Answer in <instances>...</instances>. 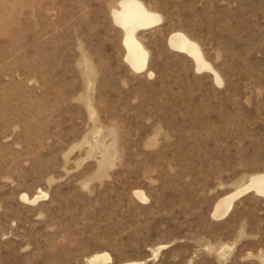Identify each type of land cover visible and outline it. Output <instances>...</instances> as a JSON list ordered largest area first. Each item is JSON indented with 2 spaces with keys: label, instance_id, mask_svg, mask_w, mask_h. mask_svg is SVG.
<instances>
[{
  "label": "rangeland",
  "instance_id": "1",
  "mask_svg": "<svg viewBox=\"0 0 264 264\" xmlns=\"http://www.w3.org/2000/svg\"><path fill=\"white\" fill-rule=\"evenodd\" d=\"M117 1L0 0V264H264L263 196L212 217L264 171V0H143L163 16L139 34L144 72Z\"/></svg>",
  "mask_w": 264,
  "mask_h": 264
},
{
  "label": "bare ground",
  "instance_id": "2",
  "mask_svg": "<svg viewBox=\"0 0 264 264\" xmlns=\"http://www.w3.org/2000/svg\"><path fill=\"white\" fill-rule=\"evenodd\" d=\"M112 16L115 24L123 31L122 42L125 48L126 62L136 72L149 70L150 50L139 34L142 30H148L161 24L163 21L162 14L150 8L143 0H118L117 4L112 7ZM168 42L175 51L191 57L199 72H211L219 85L223 83L220 73L212 62L208 60L200 43L186 32L177 30L170 33ZM153 74L152 71H149L150 76H153ZM253 188L257 190L254 192L255 194L264 197V171L249 175L246 180L237 184L234 190L222 196L214 205L212 217L215 219L227 217L232 211L235 201ZM134 193L139 199L148 200L144 190L137 189ZM48 195L47 191L40 189L32 197L28 193H24L21 198L24 201L35 204L48 197ZM159 249L155 250V252ZM88 260L90 264H106L112 260V256L104 251L93 254ZM124 264H145V262L132 261Z\"/></svg>",
  "mask_w": 264,
  "mask_h": 264
},
{
  "label": "water",
  "instance_id": "3",
  "mask_svg": "<svg viewBox=\"0 0 264 264\" xmlns=\"http://www.w3.org/2000/svg\"><path fill=\"white\" fill-rule=\"evenodd\" d=\"M255 191H257L256 189H251L248 193H250V192H255Z\"/></svg>",
  "mask_w": 264,
  "mask_h": 264
}]
</instances>
